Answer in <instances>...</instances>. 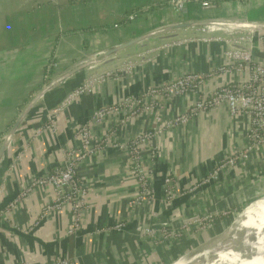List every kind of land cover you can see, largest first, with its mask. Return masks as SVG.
Masks as SVG:
<instances>
[{
  "label": "crops",
  "instance_id": "crops-1",
  "mask_svg": "<svg viewBox=\"0 0 264 264\" xmlns=\"http://www.w3.org/2000/svg\"><path fill=\"white\" fill-rule=\"evenodd\" d=\"M203 1L209 6L190 0H0V146L43 88L47 66L53 68L51 81L155 32L76 72L34 104L0 161V204L20 193L31 177L60 164L62 150L76 145L75 126L95 109L186 74L201 76L205 97L223 85H236L245 73L235 69L232 51L249 52L264 65V29L240 26L264 24V0ZM208 20L235 24L190 26ZM101 27L106 29L88 31ZM92 76L104 78L56 117L55 132L45 128L50 111ZM193 98L190 93L166 98L148 111L139 106L135 114L124 108L92 125L93 135L107 141L78 166L88 201L81 227L68 234L69 211L46 210L56 199L50 187L17 196L0 219L32 238L0 229V264H171L263 195L264 145L234 165L226 164L249 144L244 111L231 114L222 102L186 125L165 129ZM154 128L162 129L154 141L157 158H146V163L172 174L175 183V196L169 204L162 201L158 215L153 205L132 204L134 186L115 146ZM188 187H195V193L186 198ZM263 211L264 197L236 214L225 235L234 237L243 227L250 228ZM198 216L206 217L211 229L196 223Z\"/></svg>",
  "mask_w": 264,
  "mask_h": 264
},
{
  "label": "built area",
  "instance_id": "built-area-1",
  "mask_svg": "<svg viewBox=\"0 0 264 264\" xmlns=\"http://www.w3.org/2000/svg\"><path fill=\"white\" fill-rule=\"evenodd\" d=\"M190 1L200 2L203 7L209 6V3L203 0ZM177 4L182 5L183 3L178 1ZM229 57L235 64V69L245 73V78L236 85H223L206 97L201 94V76L186 74L160 86L143 90L133 97H123L111 105L95 109L75 126L73 139L76 145L62 150L60 166L28 182L19 193L18 198L27 197L31 191L37 188H52L55 191L56 199L54 204L47 207L46 210L62 211L67 209L71 218L67 233L74 234L81 227L83 214L88 208L87 186L78 175V166L87 157L99 151L107 141L106 137L99 139L93 135L92 125L101 124L105 119L121 113L124 108H128L130 114H135L137 108L143 105L142 109L148 111L166 98H181L188 93L194 96L192 103L183 113L175 114L172 119L168 120L164 124L165 129L186 125L199 113L206 112L222 102H226L231 114L244 111L249 117L246 132L249 144L241 153L228 158L226 164L231 166L239 158H246L249 151L264 145V65L253 60L251 54L245 51H232ZM103 78L92 76L70 91L61 103L50 111L47 124L44 125L45 128L55 132L56 117L75 99L80 98L85 93H90L97 82ZM123 120L124 118L121 121ZM161 131V128L146 130L132 139L115 145L121 151L126 162L135 191L132 204L137 206L151 207L153 205L154 171L158 167L154 168V164L151 165L150 163L153 160L156 162L157 153L155 151H157V146L154 141ZM145 147H148L149 152H145ZM146 158H149L151 162L146 163ZM215 173L216 171L213 172L212 176ZM174 184L173 175L169 172L166 173L162 197L164 203L169 204L175 196ZM194 189L195 187H188L186 193H190ZM195 219L199 225L210 227V223L206 222V217L198 216ZM119 227L120 225L116 228ZM146 230L150 232L149 227H146ZM59 264L67 263L61 261Z\"/></svg>",
  "mask_w": 264,
  "mask_h": 264
},
{
  "label": "water",
  "instance_id": "water-1",
  "mask_svg": "<svg viewBox=\"0 0 264 264\" xmlns=\"http://www.w3.org/2000/svg\"><path fill=\"white\" fill-rule=\"evenodd\" d=\"M217 21H202V22H198V23H191L190 26H208V25H215V24H227L228 26H232L235 23H219ZM240 26H242L243 28L249 27V28H254V29H264V24L261 23H256V22H247V23H242L240 24ZM154 33H151L150 35H154ZM150 35H146L144 37H140L137 39H134L133 41H130L126 44L121 45L120 47H117L115 49L106 51L104 53H102L100 58L97 59H93V60H89V61H85L79 65H77L76 67H74L73 69L67 71L66 73L60 75L59 77L52 79L49 83H47V85H45L30 101L29 103L26 105V107L22 110V112L20 113V115L17 117V119L15 120V122L13 123V125L11 126L9 132L7 133V135L5 136L1 146H0V161L2 159V157L5 155L4 153L7 151L8 147L10 146L13 137L15 135V133L17 132L18 127L20 126L21 122L24 121V119L26 118V116L29 114L31 108L34 106V104L41 99L49 90H51L54 86H56L57 84L67 80L69 77H71L73 74H75L76 72L81 71L82 69L91 66L94 63H97L101 58L107 57L110 54L114 53L117 50H120L122 48H125L133 43H137L143 39H145L146 37H149ZM81 122V121H80ZM60 164L58 165H53L46 167V169L42 170L41 172L37 173L35 176L31 177L26 183L25 185L30 182L33 181L39 177H41L44 174H47L48 172L52 171L55 167H59ZM158 170L156 169L154 171V192H153V214L154 215H158L159 211H160V207H161V203H162V197H163V187H164V180H165V175L166 172L165 170L161 169L160 173L157 172ZM25 185L22 187V189L25 187ZM21 190V189H20ZM199 190V189H198ZM20 192V191H19ZM195 193V191H192L190 193H188L186 196V198L192 196ZM19 193L14 194L13 196H11L10 198H8L5 203H1L0 204V212H2L10 203H12V201L18 196ZM181 195V193H178ZM264 196L259 197L263 198ZM252 203V202H251ZM249 203V205L251 204ZM248 206V205H247ZM246 208V207H245ZM244 208V209H245ZM243 209V210H244ZM242 210V211H243ZM241 212V211H240ZM239 212V213H240ZM237 217V216H236ZM236 217L233 219L232 222H230L228 224V226L226 227V231L224 232V234L228 233L231 229V226L234 224ZM0 229L8 231L9 233L18 236V237H25V238H32L30 235H28V233H24L23 231L17 229L16 227H12L10 225H8L5 222H2L0 219ZM224 234H222L220 237L216 238V242L221 239L223 240L224 238L222 237ZM220 240V241H221Z\"/></svg>",
  "mask_w": 264,
  "mask_h": 264
},
{
  "label": "rangeland",
  "instance_id": "rangeland-1",
  "mask_svg": "<svg viewBox=\"0 0 264 264\" xmlns=\"http://www.w3.org/2000/svg\"><path fill=\"white\" fill-rule=\"evenodd\" d=\"M96 30L101 31L103 29L100 28V29H96ZM76 32H79V30H75L72 33H76ZM261 196H264V194ZM257 199H255V200H257ZM247 205H249V203H247L246 205H244L243 207L238 209V211L234 215H232V217L230 218V221L231 222L233 221L236 214H238V215L241 214L242 210L245 207H247ZM250 221H251V219L248 222H250ZM229 222H228V224H229ZM257 223H258L257 221H253L254 225ZM228 224L227 225L225 224L223 226V228L220 229L219 232L214 233L212 236L207 237L205 239V241H201L199 243V245L194 247L192 250L203 245L206 242L212 241V240L216 239L217 237H220L226 231V227L228 226ZM208 228L211 229V226L206 227V229H208ZM207 232L212 233V230H208ZM209 235H211V234H209ZM222 237L224 239L221 241V243H223L226 246L232 245V247L229 249V251L224 255L225 257L223 255L221 257L216 256V257L208 259L207 261L203 262L202 264H206V263L207 264H249L253 260L254 255L257 254L258 247H263V249H264V228L257 233L254 229H247V228L243 227L242 229H240L237 232V235H234V237H232V236L230 237V236H227L225 234ZM261 251H263V250H260V252ZM261 255H264V251Z\"/></svg>",
  "mask_w": 264,
  "mask_h": 264
},
{
  "label": "bare ground",
  "instance_id": "bare-ground-1",
  "mask_svg": "<svg viewBox=\"0 0 264 264\" xmlns=\"http://www.w3.org/2000/svg\"><path fill=\"white\" fill-rule=\"evenodd\" d=\"M260 199H257L256 201L254 200L250 205H248L241 212V214L244 213L245 211H247L248 209H250L254 205V202H257ZM241 214H239V215H241ZM258 220L259 221L257 224L251 226L248 229H254L258 233L259 231H261L264 228V211L259 215ZM220 240H219V242L218 241L216 242V239L209 241V242H206L203 245H201V246L195 248L194 250L190 251L189 253H187L183 257L179 258L178 260H176L172 264H202L203 262L207 261L210 258H213L216 256L221 257L222 255L224 256L229 251V249L232 247V245L226 246L223 243H221L222 240L221 241ZM218 243H220V245H218L217 247L211 248ZM260 250L264 251L263 247H258L257 254L254 255L253 260L249 264H264V255H261L263 253V251L260 252Z\"/></svg>",
  "mask_w": 264,
  "mask_h": 264
},
{
  "label": "trees",
  "instance_id": "trees-1",
  "mask_svg": "<svg viewBox=\"0 0 264 264\" xmlns=\"http://www.w3.org/2000/svg\"><path fill=\"white\" fill-rule=\"evenodd\" d=\"M97 28H90L88 29V31H93V30H96ZM101 29L105 30L106 28H102ZM53 75V68L51 66H47L46 70H45V83L44 85H46L49 81H50V78L51 76Z\"/></svg>",
  "mask_w": 264,
  "mask_h": 264
}]
</instances>
